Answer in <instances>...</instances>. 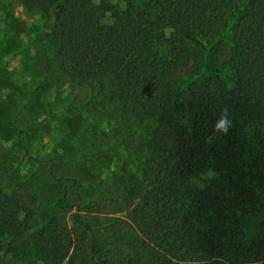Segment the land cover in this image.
I'll use <instances>...</instances> for the list:
<instances>
[{"label":"trees","instance_id":"trees-1","mask_svg":"<svg viewBox=\"0 0 264 264\" xmlns=\"http://www.w3.org/2000/svg\"><path fill=\"white\" fill-rule=\"evenodd\" d=\"M20 1L40 13L63 82L125 131L122 261L264 264V0H129L130 26L105 24L95 0ZM1 191L14 212L0 247L31 245L21 264H115L81 205L70 225L9 176Z\"/></svg>","mask_w":264,"mask_h":264},{"label":"rangeland","instance_id":"rangeland-1","mask_svg":"<svg viewBox=\"0 0 264 264\" xmlns=\"http://www.w3.org/2000/svg\"><path fill=\"white\" fill-rule=\"evenodd\" d=\"M95 1L105 24L133 23L129 0ZM43 26L40 13L20 0H0V227L14 212L1 191L9 176L70 225L81 205L86 219L97 222L106 254L115 264H126L121 238L129 225L113 221L125 217L114 178L134 167L122 148L125 131L104 116L90 91L63 82L47 41L37 33ZM65 184L71 185L70 193L60 206ZM259 222L257 217L248 220L251 234L259 231ZM31 249L29 244L14 251L0 247V264H21L18 256L29 257Z\"/></svg>","mask_w":264,"mask_h":264},{"label":"clouds","instance_id":"clouds-1","mask_svg":"<svg viewBox=\"0 0 264 264\" xmlns=\"http://www.w3.org/2000/svg\"><path fill=\"white\" fill-rule=\"evenodd\" d=\"M217 125H219L220 127L223 128V131H227V127L228 124L230 123V121L228 120V114H227V110L225 109L224 113L222 114L221 118L219 120H217Z\"/></svg>","mask_w":264,"mask_h":264}]
</instances>
